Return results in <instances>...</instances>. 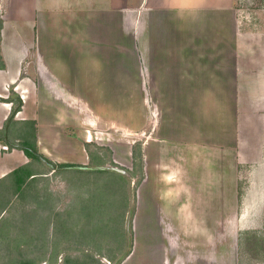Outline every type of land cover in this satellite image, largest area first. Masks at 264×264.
<instances>
[{
	"label": "crops",
	"instance_id": "0c3cea01",
	"mask_svg": "<svg viewBox=\"0 0 264 264\" xmlns=\"http://www.w3.org/2000/svg\"><path fill=\"white\" fill-rule=\"evenodd\" d=\"M237 9V0H0V180L29 163V128L52 162L89 164L86 146L105 144L95 130L122 132L127 84L143 178L122 264H213V212L238 198L232 173L213 174L217 119L244 116L252 95L264 99V13L245 27Z\"/></svg>",
	"mask_w": 264,
	"mask_h": 264
},
{
	"label": "rangeland",
	"instance_id": "374dc122",
	"mask_svg": "<svg viewBox=\"0 0 264 264\" xmlns=\"http://www.w3.org/2000/svg\"><path fill=\"white\" fill-rule=\"evenodd\" d=\"M237 8L241 24L252 27L264 13V0H237ZM132 21L133 17L126 13V19H123V66L126 67L130 63L128 35ZM130 72L129 68H124L123 79L129 80ZM117 88L116 96L120 92ZM121 91L123 113L119 124L122 125V132L108 131V126L104 131L100 130L101 134H96L98 130H95L94 136L105 144L86 146L89 156L98 157V161L86 166L107 167L110 171L124 170L126 174L115 172L126 180L123 192L131 211L140 176L139 172L131 174L130 169L133 145L129 131V85L123 84ZM146 96V108L152 117L157 106L147 93ZM242 103L245 106L244 116L217 119L216 154L219 163L213 164V174L225 179L232 173L234 194H238V198H234L230 211L213 212V264H264V99H254L252 95ZM234 107L233 110L236 109ZM233 120L234 124L238 120L237 132L235 125L232 131L229 127V122ZM225 123H228L227 128ZM31 137L28 134L25 139ZM238 157L243 160V165H236ZM32 167L42 173V178L30 186L22 198L13 197L11 206L0 217L3 222L0 225V264H14L21 258L32 259L36 264H73L66 260L89 261L90 255L101 264H119L129 248L116 252L123 209L118 179L111 175H78L72 170L55 173L45 163ZM114 182L118 186L113 187ZM223 185L219 181L217 192L225 190ZM91 208L98 213L94 218L87 219L85 214ZM51 212L52 224L46 227L43 219ZM130 217L131 213L127 212L126 227ZM105 225L111 235L101 233ZM94 230L99 233H94ZM127 234L130 240V231ZM16 243L20 245L18 249ZM111 255L117 258L114 263L107 259Z\"/></svg>",
	"mask_w": 264,
	"mask_h": 264
},
{
	"label": "trees",
	"instance_id": "16d2710c",
	"mask_svg": "<svg viewBox=\"0 0 264 264\" xmlns=\"http://www.w3.org/2000/svg\"><path fill=\"white\" fill-rule=\"evenodd\" d=\"M1 24V23H0ZM20 103H22V100H20ZM21 109V106L19 105L18 107V111ZM14 125V123H13ZM32 128H29L28 131H22L24 132L23 135L26 137L28 134H30L31 136H34L35 139H25L24 138V142H23V148H21V150L25 153V155L29 158V163L18 167L17 169L13 170L11 173H9L7 176H5L3 179L0 180V217L7 212V210L9 209V207L12 204V199L13 197H17L18 198H22L23 196H25L26 194V190L34 185L35 183L39 182L40 179L42 178V173L37 172L33 169L32 165L36 164H42L44 162L41 161L40 158H45L47 160H49L48 158H46L44 155H42L38 148H37V143H36V135L35 132H31ZM140 146L139 147H134L133 149V158H134V170L131 171V174L135 175L136 173L139 172V185L142 181L143 178V160H142V155H141V151H140ZM10 148L7 147L6 150H9ZM94 157V158H93ZM90 163L91 162H95V160L98 159L97 156H92L90 155ZM50 162H52L51 160H49ZM98 161V160H97ZM53 164H55V166L57 168H63V167H73V166H77V165H68V164H56L54 162H52ZM96 164H98V162H96ZM102 165V164H100ZM50 169L53 171V169L50 167ZM58 172V171H56ZM55 172V173H56ZM130 172V171H129ZM73 173L75 174H95V175H111V176H115L120 184V189L122 194H121V202H122V212L120 214V219H121V224L119 226L118 229V245H117V253L121 252V251H125L127 248H129V250L125 253V257L122 259V261L119 264H122L124 262V260L129 256L130 253V248H131V243L130 240L128 238V234L126 231V215L127 212L132 213V215L135 213V201H136V191L134 194V202H133V207L130 211V207L128 206V202H127V196L126 193L123 192V190L125 191V184H126V180L124 178L123 175L118 174L115 171H110V170H104V171H82V170H77V171H73ZM117 182L113 183V187L118 186ZM138 185V186H139ZM119 188V187H118ZM107 192V191H105ZM104 195V194H103ZM103 198V196L101 197ZM85 212V211H84ZM98 213L97 210H95L94 208H91L90 210H88L86 217L87 219H91L94 218L95 214ZM26 215H28L26 213ZM33 216H36L35 214H33ZM52 212L47 215L46 217H44L43 220H45V226L48 227L49 225L52 224ZM58 217V215H57ZM2 221H0L1 223ZM3 222L0 224L2 225ZM62 226V225H61ZM101 233L105 234L106 236L108 234L111 235V232L108 229V227L105 225L103 228H101ZM98 230V229H97ZM86 231H84L85 234ZM94 233H99V231L94 230ZM11 245V243H9L8 247ZM15 246L17 247V249L19 248V243H16ZM59 253V252H58ZM116 253V254H117ZM57 256V255H56ZM115 255H111L109 258H107L110 263H114L116 261L115 259ZM89 261H78V260H72V259H67L66 262L67 263H73V264H101L100 261L95 260V258L90 255ZM14 264H36L32 259H27V258H21L19 260H17Z\"/></svg>",
	"mask_w": 264,
	"mask_h": 264
},
{
	"label": "water",
	"instance_id": "95a60500",
	"mask_svg": "<svg viewBox=\"0 0 264 264\" xmlns=\"http://www.w3.org/2000/svg\"><path fill=\"white\" fill-rule=\"evenodd\" d=\"M40 159L46 165L51 167L54 172H56V171H68V170H72V171H77V170H82V171H104V170H109L107 167H88V166H73V167L57 168L55 166V164H53L49 160H47V159H45L43 157L40 158ZM112 170L117 171V172L122 173V174H126V172L124 170H120V169H112ZM126 231H127V233H129V231H130V219L127 222ZM121 259H122V257L119 258V260L117 262H119Z\"/></svg>",
	"mask_w": 264,
	"mask_h": 264
},
{
	"label": "built area",
	"instance_id": "2783aa9c",
	"mask_svg": "<svg viewBox=\"0 0 264 264\" xmlns=\"http://www.w3.org/2000/svg\"><path fill=\"white\" fill-rule=\"evenodd\" d=\"M7 149V148H6Z\"/></svg>",
	"mask_w": 264,
	"mask_h": 264
}]
</instances>
